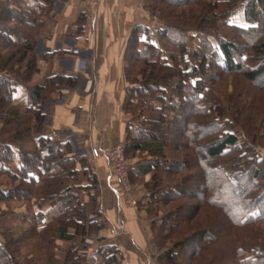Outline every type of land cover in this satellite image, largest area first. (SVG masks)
Segmentation results:
<instances>
[{"label":"trees","instance_id":"obj_1","mask_svg":"<svg viewBox=\"0 0 264 264\" xmlns=\"http://www.w3.org/2000/svg\"><path fill=\"white\" fill-rule=\"evenodd\" d=\"M234 1L229 0V5L233 6ZM240 2L243 10V20L246 24L243 26L240 25L239 28L241 29L237 31L243 34L250 31L253 32L250 33L252 39H246L248 42L246 44L255 52L254 56L256 54L259 55V62L254 67L244 66V63L239 61L238 58H241V54L239 53L240 45L232 40H222L218 43L217 50L212 47L209 39H205L204 37L200 41L199 46L195 48L194 53V56L200 55V65L192 66L189 60H186L184 57V54L188 50L186 48V36L190 34L189 39H191L197 36L208 35L209 30L207 29L215 26V18L216 20L226 18L228 11H222L221 14L215 17L212 15V12L210 13L209 6H205L200 0L198 2L196 0H144V7L147 11L154 14L153 17L156 15L161 17V22H154L153 29L143 25L134 27L127 41L124 54V61L126 62L123 69L126 79L124 111L127 114H132L131 118L125 124L123 154L126 158L132 157L136 153L145 155L147 158L142 159L143 165L138 166L140 168L137 172L141 176L147 174L150 177L149 181L145 183V189L147 188V191L145 190V196L138 200L137 205L145 208L149 207L148 205L150 204L148 203L157 197V200L155 199L157 204L163 206L166 205V202L172 203L174 200L179 201L190 198L189 193L180 191L181 181V183L172 181V178L178 175L182 169L178 161L179 157L182 156L180 154L182 150L189 146L191 149L189 147L190 150L187 152V156L192 151L191 156L194 160L200 157V151H205V157L207 159L214 160L218 157L230 155V153L236 150V145L239 142L238 134L240 133L228 134L227 132L223 133L219 129L217 132L219 134L218 138L215 139L213 132L210 131L209 125L203 124V131L201 130L200 134L199 130L193 127L197 124L194 122L190 123L191 114L194 112L192 111V105H184L186 102H182L179 105H171V110H175L177 125L181 122L184 124H182L183 126L180 129L181 131H185V136L187 135L189 137L187 147L170 143L171 140L167 141V137L164 138V136L169 134L168 131H159L157 127L163 125L165 120L164 112L170 108H165L163 105L161 107L158 103L163 100L162 98L164 96L162 94L166 92L165 88L172 82L170 79L173 76L180 74L183 78L182 80L186 83L191 80L187 93H189V96H197V98H199L203 88L206 90V85L204 84L209 80V77L205 71L209 63L225 72L228 71L229 73L242 75L254 87H257V82L264 77V28L261 27L260 29V25L264 26V6H261L264 5V0H241ZM53 6L54 0H4L1 4L0 156L1 159L8 157L7 160H11V158L15 160L18 158L16 171H9L8 168H5L3 172L9 173L10 179H17L25 185L31 186L29 191L22 189L21 185L12 191L7 192L1 190V195L9 201L14 198L25 197L26 200L29 199L34 202L37 206V213L34 215L32 222L33 225L35 224L34 234L38 236L40 232L47 231L51 236V241H62L72 245L66 253L64 252L57 259L59 264H89L87 263L88 260H86V253L84 251L82 253L79 252V246L76 245V240L80 236L86 238L90 231L94 228L100 229V226H97L95 222H88L86 225V223L77 221V218H87L86 204L81 199L85 197L91 203H94L93 212L98 214V210L96 209L98 179L96 174L86 170V168H81V165L84 166L86 164L84 156L66 155L69 152V148L67 145L63 146L61 144L57 138V133H45L43 131L44 116L41 112V104L46 99L47 94L42 85H29L31 77L37 68L32 54L31 41L42 24L43 15L48 14ZM160 6L164 8L162 9V13L159 9ZM186 6L189 7L187 10H184L183 8ZM167 7H170V9L177 7L179 11L173 15V13L166 12ZM162 19L165 21L163 22ZM187 24L191 25V29H195L192 30L195 31L193 35L192 32L182 30ZM198 25L199 27H197ZM163 40L168 41L173 47L178 48L177 54L179 55L166 54V50L161 46ZM8 49H11V53L9 51L7 52ZM138 62L144 64L142 65L143 72L140 75L142 76L141 80L144 79V82L142 81L143 83L141 85H137V83L129 85L130 75H128L127 69L133 66V63ZM147 67L152 68L148 77L144 75ZM155 69L157 71H154ZM136 79L134 77L133 80ZM13 84H20L27 88L29 105L25 110L26 114L30 115V124L26 122L27 119L21 120L19 106L13 103ZM175 86L177 87V83ZM259 89H264V86ZM186 95L177 93L175 96L179 101H182L187 99ZM168 99H171V95L168 96ZM151 102H155L157 105L151 107ZM141 107L148 109L149 113H157V116L160 118L153 120L149 117H141L140 115L133 116V113L130 112V108L140 110ZM253 119H255L253 113H247L245 123H248V129L252 133H255L254 136L256 135L257 129L260 134L264 135V125L260 124L258 127L256 122H252ZM144 124H148L150 127L145 129L143 128ZM191 128L195 130H190ZM207 129L210 132H206ZM171 136L177 140L176 135L171 134ZM3 137L5 138L3 139ZM241 137L243 138L242 135ZM29 141L33 144L30 150H26L23 144H27ZM243 146L246 150L249 149V144L244 142ZM247 152L242 151L239 156L241 166L238 168V171L234 170L236 166L233 165L230 169L227 168V170H224L220 166V169L216 170L217 172L206 168L208 166L207 162L200 165V172L205 173L207 182L202 184L200 188L201 193L198 197H195L199 202L193 204L192 207L190 206L191 211H193V216H190L191 212L184 209L183 204L170 208L171 213H166L165 218L171 221V223L168 224L167 222L163 226L162 230L166 231L163 237L166 240H170L171 237L174 238L176 236L178 239L171 243L169 249H166L162 254H158L157 260H159V257H163V263L165 261L166 264H177L176 258H181L178 264H185V258L193 260L195 257L201 255L206 257L207 264L213 261L208 246L209 241L212 239L213 241L215 240L212 235L213 221H210L205 216H202L203 218L197 224H194L192 220H194L195 215L198 213L205 215L201 211V206H213L215 202L213 198L221 199V191L216 192L213 189L214 186H218L221 183H224V186H226L224 190L226 189L228 192H231V195H237V197H231V200L229 198V200H226V205L229 208L237 209V218L231 221L234 225L244 227L246 225L264 222V206L258 203L264 201V192L260 193L259 191V197H257L256 201L255 199L253 201L251 200V196L246 193V191L250 192L251 190H249L248 185L245 183L251 179L255 181L264 178V155L255 153V151ZM173 162L179 163L174 164L177 165L176 168H174L175 166L172 168ZM132 168H135V163L131 165L130 170ZM234 174H238L240 180H233ZM128 176L129 180H132L134 177L131 172L128 173ZM252 183L255 184V182H248L250 186H252ZM231 186H235V189H232ZM91 190H93L94 194L90 193ZM257 190L258 187L252 193L255 194L258 192ZM24 192L26 193L24 194ZM168 193V201L165 198H161ZM250 200L255 205L251 206ZM222 202H225L223 198ZM225 209L223 212L225 218H231L229 209L227 207ZM182 210L186 212L185 218L179 220L178 213L182 212ZM146 212L148 215H151L149 208H147ZM188 221L192 223L187 226ZM218 230H220L219 227ZM190 239H194L198 243L200 242L196 251L194 249V251L191 250V246L188 245L187 241ZM254 239L256 240L257 238L254 237ZM260 248L251 249L249 246L246 248L241 245L235 248V257L239 258L238 261L241 264H264V250ZM111 250H115L113 252L116 254L118 253L122 262L120 252L116 248ZM2 252L3 250L0 249V255ZM106 252L104 253L105 258L102 257L103 259H100V264L114 263L116 260L120 261L116 255L109 253L108 250ZM188 252L190 253L187 254ZM258 254L259 256L262 255L261 259L258 258ZM8 258L9 263L7 264H19L17 261H12L9 255ZM103 260L104 262H102ZM95 264H99V262Z\"/></svg>","mask_w":264,"mask_h":264},{"label":"rangeland","instance_id":"obj_2","mask_svg":"<svg viewBox=\"0 0 264 264\" xmlns=\"http://www.w3.org/2000/svg\"><path fill=\"white\" fill-rule=\"evenodd\" d=\"M197 2L199 0H196ZM203 2V4L206 6H209L210 13L212 12V15L217 17L219 14L222 13V11H228V16L226 18H215V26L211 27L209 30V34L206 36H197L194 38L189 39V36H186V48L188 49L187 52L184 54L185 59L189 60L190 64L193 65H200V55L194 56L195 54V48L199 46L200 41H202L205 37V39H209L211 45L213 48L218 50V43L222 40H232L240 45L239 47V53L241 54L238 58L241 63H244V66L247 67H254L258 62L259 55L256 54L254 56L255 52L252 50L250 46H247L246 39H252V36H250V33H253L252 31L248 33H239L237 30L241 29L239 28L240 25H245L243 20V10L241 7V0H235L233 2V6L229 5V0H200ZM264 6V5H261ZM189 6L184 7V10H187ZM160 12L162 13V8L160 6ZM166 12L178 13L179 9L173 8L170 9V7L166 8ZM154 14L148 12V18L151 21V24H155L156 22L161 20V17H158L156 15L153 17ZM161 16V15H160ZM164 17V16H163ZM164 22L165 20L162 19ZM168 21V20H166ZM155 22V23H154ZM161 22V21H160ZM159 22V23H160ZM11 25V24H10ZM168 26H170L169 23H167ZM210 25V24H207ZM193 26V25H192ZM171 27V26H170ZM182 27V26H180ZM199 27V25L197 26ZM238 27V28H237ZM264 28V26L260 25V29ZM187 29V30H184ZM183 31H189L193 32L191 29V25H185V27L182 29ZM161 46L166 50V54H173V55H179L178 48L173 47L168 41L163 40V44ZM212 48V49H213ZM11 53V49H8L7 52ZM141 62L133 63V66H131L129 69H127V73L130 78L129 85H134L137 83V85H141L144 82V79H142L141 73L143 72V66ZM191 66V65H190ZM124 69V67H123ZM190 69V68H189ZM152 68L147 67L146 73L144 75H147V77L150 75ZM154 71H157L155 69ZM207 76L209 77L204 85H206V90L203 88L202 93L200 94L199 98L197 96H189V93H187L188 87L191 84V80H189L188 83L184 82L180 74L178 76H173L170 80L172 82L166 86V92L162 94L164 97L163 100L158 103L166 108L165 113V120L163 122V125H159L157 128L159 131H168L169 134L164 136V138L167 139V141H170V143H176L177 145L187 147V144L189 143V137L185 136V131H181V127L184 125L182 122L177 125L176 123V115L175 110H171V105L174 104L179 105L180 103H185L184 105L190 104L192 105V111L194 113L191 114L190 117V123H196L197 125L193 126L196 130H199V133L201 134L202 125L208 124L210 127V131L213 132V137L216 139L218 138V130H222L223 133H240L238 134L239 142L238 145H236V150L230 153V155H227L225 157H218L214 160H209L207 157H205V151H200L201 155L198 158H194L191 156L192 151L189 152L190 155L187 156V152L191 149L186 148L182 150L181 154L182 156L179 157L180 165L182 166L180 173L178 175H175L173 177L172 181L179 182L182 184L180 185V191L183 193H189L190 198L183 199V200H174L172 203L166 202V205H158L156 200L157 198H153L154 200L150 201L148 204L149 207H143V206H137V202L133 195V189L132 185L136 183L137 180H129L128 179V173L127 172V183L129 187V193L128 197L131 200L127 201V198H125V190L122 189V187L119 186V195L124 200L125 203H128L132 206H137V209L143 210L145 213V230L148 234V237L150 238V243L154 246V253L149 257V255L144 256V260H149L150 264H166L165 261L163 263V257H159L157 260V255L162 254L166 249H169L171 247V243L175 242L178 238L176 236L173 238L171 237L170 240L163 237L166 231L162 230L163 226L168 222V224L171 223V221H168L165 218L166 213H171L170 208L176 207V206H184V209L188 210V212H191L190 216H193L190 206L192 207L193 204H196L197 199L196 196L201 193V186L204 184V182H207V179L205 178V173L200 172V165H203V163L207 162L208 166L206 168L212 169L213 171L217 172V169H220V166L223 167L224 170H227V168L230 169V167L236 166L234 168L235 171H238L239 167L241 166V160L239 159V156L241 155L242 151H248L249 153L251 151H255V153H260V155H264V135L260 134V132L256 131L255 133H252L248 129V123H245V119L247 117V113H253L255 116V119H253L252 122H256L258 127L260 124L264 125V89H259L260 87L264 86V77H262L259 82H257V87L252 86L251 83H249L242 75L235 74V73H229L228 71L225 72L222 69L215 67L213 64L209 63V65L206 68ZM139 73V74H138ZM133 77V78H132ZM134 77H136V80H133ZM146 77V78H147ZM143 81V82H142ZM177 83V87L175 86ZM256 84V83H255ZM179 86V87H178ZM153 93V92H152ZM177 93L180 95L187 94V99H184L182 101H179L178 98L175 96ZM156 95V94H155ZM171 95V99H168V96ZM174 95V97H173ZM196 97V98H195ZM156 106L157 103H150V106ZM149 107V106H147ZM188 107V106H187ZM131 109V113H133V116L140 115L141 117H149L153 120H158L160 117L157 116V113L152 112L149 113L148 109H143L142 107L140 110H135L133 108ZM125 110V109H124ZM145 110V111H144ZM42 112V111H41ZM125 112V111H124ZM20 118L21 120H26V122H29L30 124V115L26 114V110H21L19 108ZM174 113V114H173ZM43 114V113H42ZM128 118H131L132 114H127ZM43 126L47 124V115H43ZM162 119V118H161ZM183 124V125H182ZM173 125V126H172ZM261 125V126H262ZM255 126V125H254ZM150 125L144 124L143 128H149ZM170 127V129H169ZM194 128H191L190 130H195ZM200 128V129H199ZM209 129H207L206 132H210ZM176 135V139H173L171 134ZM198 133V134H199ZM243 136V138L241 137ZM212 137V138H213ZM5 137H3L4 139ZM2 139V140H3ZM209 139V138H208ZM173 140V142H172ZM247 143L249 144V149L246 150V148L243 146V144ZM0 143H1V120H0ZM33 143L29 141V143L23 144L24 148L26 150H30V147ZM69 152H65L66 155L70 154V147ZM173 152V151H172ZM247 152V153H248ZM128 153H130L128 151ZM127 153V154H128ZM124 155V154H123ZM184 157V158H183ZM8 157L1 159L0 156V249L3 250V252L0 255V264H7L9 263V258L12 259V261H17L19 264H59V261L57 259L66 253V251L72 246L70 243L62 242V241H51L50 234L45 232H40L37 235L34 234V226L32 222L34 219V215L37 213L36 211V204L32 202L31 200L27 199L25 197L22 198H14L12 200H6L4 199V196L1 195V190L3 191H12L15 188H19L20 185L22 189H27L29 191L30 187L29 185H25L23 182H20L17 179H10V175L7 172H3V170L6 168L12 171H16L18 164L15 163V160L11 158V160H7ZM125 160L129 163L130 167L134 160L137 159H146L147 157L145 155L141 154H134L132 157H124ZM183 158V159H182ZM14 160V161H13ZM178 163V162H176ZM173 162L172 168H176L177 165ZM179 164V163H178ZM87 166V164H85ZM185 166V168H183ZM129 167V169H130ZM211 167V168H210ZM245 169V168H244ZM240 173V172H238ZM233 176V175H232ZM230 176V178H232ZM186 177V178H184ZM184 178V179H183ZM150 177L147 178L146 182H140L142 184L144 191H147V188L145 189V183L149 181ZM228 179V178H227ZM233 180L238 181L240 180V177L238 174H234ZM181 181V182H180ZM251 182H255V184L252 183V186H250ZM248 185L250 192L246 191L247 195L251 196V200L256 201L258 196V193L264 192V178L257 179V180H248L245 182ZM246 186V185H245ZM164 187V186H160ZM226 186H224V183L214 186V190L221 191V199H214L213 206H201L202 210L205 215L197 214L195 215L194 224L199 223L202 216L207 217L210 219V221H213L212 224V235L215 238L211 241H209V251L210 255H212L211 259L213 261L210 264H241L239 263V258L235 257V248L239 246H245L246 248L251 247L253 248H260L261 246H264V222L254 223L250 225H246L244 227H237L234 225L231 221H233L236 217V210L234 208H229L226 202V200H229L231 197H237V195H231V192H228L226 189L224 190ZM258 187V192L255 194L252 193L256 188ZM232 189H235V186H231ZM192 189V190H191ZM145 191V192H146ZM227 191V192H226ZM26 192H24L25 194ZM93 193V190L90 192ZM213 193V192H212ZM23 194V196H24ZM99 195V193H98ZM171 195V194H170ZM20 196V195H19ZM98 197V196H97ZM161 198H169V193L165 194L164 197ZM193 198V199H191ZM225 200V202H222ZM229 198V199H228ZM253 198V199H252ZM86 199L85 198H81ZM232 199V198H231ZM230 199V200H231ZM163 200V199H162ZM251 206L255 205L253 204V201H251ZM86 204V212H91L94 203H91L90 200H87ZM168 201V199L166 200ZM261 201V200H258ZM134 203V204H132ZM261 203L262 206H264V201L258 202ZM247 206L248 203H246ZM228 208L229 213L231 215V218H225V215L223 212L226 210L225 208ZM147 208H149V211L151 215H148ZM93 212V211H92ZM185 211L182 210V212L178 213V219L183 220L185 218ZM195 213V212H194ZM197 213V212H196ZM93 214H95L93 212ZM190 214V213H189ZM226 214V212H225ZM86 219L77 218V221H81L83 223H88V214L86 215ZM200 216V217H199ZM229 216V215H228ZM96 220L95 221L97 226L102 227V220L100 218L99 213L96 214ZM176 221V219H175ZM198 221V222H197ZM191 221H188L187 226L191 225ZM218 227L220 230H218ZM99 229L94 228L92 231H90L86 238H83L80 236L76 240V245L79 246V252L82 253L83 251L86 253V260L89 264H100V259L105 258L104 253H107L108 250L109 253H112L113 255L117 256V259L114 263H105V264H124L121 262V259L116 254L115 249L117 247H114L110 244H105L107 241L106 239H103L100 237V233L98 232ZM254 237L257 239L255 240ZM262 240V241H261ZM238 241V242H237ZM188 242V245L191 246V250H197L199 247V243L196 242L194 239H190ZM213 242V243H211ZM216 244V245H213ZM84 248H83V247ZM233 248V251H232ZM261 250H264V247L260 248ZM193 250V251H194ZM191 252V251H190ZM188 252L187 254H189ZM7 255V256H6ZM261 256L258 254V258L261 259ZM103 257V258H102ZM181 258H176L177 264ZM104 262V260L102 261ZM206 257L199 256L195 257L193 260H188L185 258V264H207Z\"/></svg>","mask_w":264,"mask_h":264},{"label":"crops","instance_id":"obj_3","mask_svg":"<svg viewBox=\"0 0 264 264\" xmlns=\"http://www.w3.org/2000/svg\"><path fill=\"white\" fill-rule=\"evenodd\" d=\"M3 2L0 0V10ZM137 25L154 26L144 0H54L31 41L37 68L29 85H42L47 94L41 104L47 115L43 131L57 133L71 155L85 157L87 166L81 168L96 174V209L102 220L98 232L105 244L117 247L124 264H150L141 257L154 253L144 227L145 213L138 205L124 202L110 162L103 155L93 157L90 151L94 147L102 151L124 148L129 119L124 112V54ZM12 99L25 110L27 88L13 84ZM133 163L135 168L129 170L132 180H137L132 189L138 202L145 196L139 181L146 182L149 175L137 172L143 165L141 159ZM92 211L87 213L88 222H97Z\"/></svg>","mask_w":264,"mask_h":264},{"label":"built area","instance_id":"obj_4","mask_svg":"<svg viewBox=\"0 0 264 264\" xmlns=\"http://www.w3.org/2000/svg\"><path fill=\"white\" fill-rule=\"evenodd\" d=\"M90 152L93 157H99L103 155L108 159L118 185L122 187L123 190H125V198H127V201L131 202L128 197L129 187L126 179L130 165L124 158L122 147L118 146L105 151L94 147L91 148Z\"/></svg>","mask_w":264,"mask_h":264}]
</instances>
